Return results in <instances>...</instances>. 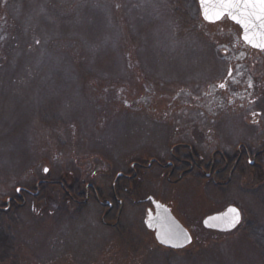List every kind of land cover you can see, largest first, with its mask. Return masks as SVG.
Returning <instances> with one entry per match:
<instances>
[{
    "label": "rangeland",
    "instance_id": "rangeland-1",
    "mask_svg": "<svg viewBox=\"0 0 264 264\" xmlns=\"http://www.w3.org/2000/svg\"><path fill=\"white\" fill-rule=\"evenodd\" d=\"M241 34L198 0H0V264H264V52ZM244 151L228 180L198 167ZM151 197L189 247L157 243ZM231 205L236 230L204 228Z\"/></svg>",
    "mask_w": 264,
    "mask_h": 264
},
{
    "label": "snow or ice",
    "instance_id": "snow-or-ice-1",
    "mask_svg": "<svg viewBox=\"0 0 264 264\" xmlns=\"http://www.w3.org/2000/svg\"><path fill=\"white\" fill-rule=\"evenodd\" d=\"M199 6L206 22L217 23L227 18L242 30V39L247 45L264 51V0H199ZM36 43L38 44L39 41L37 40ZM227 76L232 77L231 69L228 70ZM251 86L249 83V87ZM214 87L225 89L226 82ZM261 114L252 113L254 117ZM43 171L47 174L49 169L44 168ZM17 191L19 192L20 189L18 188ZM240 218L239 210L230 207L224 217H216L215 219H223L230 227H235L240 222ZM167 235L178 238L182 234L170 229ZM161 242L167 243L168 241L162 239ZM170 246L182 247L183 245L171 244Z\"/></svg>",
    "mask_w": 264,
    "mask_h": 264
},
{
    "label": "water",
    "instance_id": "water-1",
    "mask_svg": "<svg viewBox=\"0 0 264 264\" xmlns=\"http://www.w3.org/2000/svg\"><path fill=\"white\" fill-rule=\"evenodd\" d=\"M198 5H199V0H198ZM199 8H200V6H199ZM200 12H201V10H200ZM201 17H202L203 21L206 22L203 18L202 12H201ZM221 21H218L217 23H219ZM229 21H231V20H229ZM206 23L207 24H217V23H208V22H206ZM241 38H242V35H241ZM242 41L244 42L243 39H242ZM247 46H249V45H247ZM249 47L252 48L251 46H249ZM252 49L259 51L255 48H252ZM260 52H263V51H260ZM151 201H152L154 210L148 211L146 226L150 231L155 233V237H156L157 242L161 246H163L167 249H172V250H183V249L189 247L194 241V238H193L191 232L174 216L170 207H168L167 205H164L160 201L155 200L154 198H151ZM157 205H159V207H157ZM230 207L237 208L240 212V217H241L240 222L235 227H230L226 222H224L223 219H215L216 217H224ZM149 213H151V215H149ZM242 219H243V216H242L241 210L238 207L231 205L224 212L215 213V214H212V215L206 217L203 220V226L207 230L217 231L219 233H230V232H233L234 230H236L240 226V224L242 223ZM170 229L176 230L179 233H181L182 235H180L178 238L169 237L167 234H168ZM162 239L166 240L168 242L162 243L161 242ZM171 244H178V245L182 244L183 246L182 247H171L170 246Z\"/></svg>",
    "mask_w": 264,
    "mask_h": 264
},
{
    "label": "flooded vegetation",
    "instance_id": "flooded-vegetation-1",
    "mask_svg": "<svg viewBox=\"0 0 264 264\" xmlns=\"http://www.w3.org/2000/svg\"><path fill=\"white\" fill-rule=\"evenodd\" d=\"M253 124H255V122L253 123ZM191 154V153H190ZM190 156H192V154L190 155ZM219 156H220V158L222 159L221 160V164L224 162V166L222 167L221 166V164L220 163H218V164H220V165H218V167H220L219 169H217V166L215 165V163H212V164H210L211 165V167H210V169H211V171H210V174H207L206 172H205V170H204V168L202 167V165L200 164H198L199 166L198 167H200L201 169H202V172L205 174V175H207L208 177H210L211 175H214L215 177H216V175L218 176V175H220V176H222L221 174H223L224 172H225V170L229 167V163L231 162V160H235V163L234 164H236L234 167H232L231 169H230V174L232 175V173H237V172H239L238 171V167L240 166V162L242 161V157H244V158H246V160H248V159H251V160H249L248 161V163H250L251 165H253L254 164V162L252 161V158H250V154L249 153H247V151H244V152H240V153H238V155L236 154L235 156H233V157H227L226 155L224 156V155H221V154H219ZM256 156H257V154H256ZM256 156H254L255 158H256ZM177 161H181L180 159H178ZM181 162H183V163H187L186 162V160H182ZM183 163H180L181 165H180V167H172V172H173V174L175 175L176 174V172L178 171V173H179V177H181L183 174H184V172L186 171L185 170V168H183L184 167V165H183ZM168 165H170V163H168ZM172 165V164H171ZM183 165V166H182ZM209 167V166H208ZM183 168V169H182ZM213 173V174H212ZM240 173V172H239ZM198 176H199V174H198ZM220 176H218V177H220ZM126 177H130V176H126ZM175 177H177V176H175ZM216 179V178H215ZM218 179H222L221 177L220 178H218ZM170 180H171V182H175V181H177V179L176 178H174V179H172V178H170ZM213 180H214V178H213ZM215 181V180H214ZM224 183V182H223ZM22 191V190H21ZM21 191H19V193L15 196V199H10L9 200V202H7V206H6V208H4V209H2L4 212H6V213H8V211L10 210V208H11V206H16V205H19V202L20 201H23V202H25V199L24 198H22V196L20 195L22 192ZM151 202V201H150ZM151 205H152V202H151ZM104 206H106L107 208H109L110 210H113L114 209V206H113V203L112 202H107ZM153 206V205H152ZM149 210H154L153 208H149L147 211H149ZM223 212V211H222ZM212 215V214H211ZM209 216V215H208ZM209 231V230H208Z\"/></svg>",
    "mask_w": 264,
    "mask_h": 264
},
{
    "label": "trees",
    "instance_id": "trees-1",
    "mask_svg": "<svg viewBox=\"0 0 264 264\" xmlns=\"http://www.w3.org/2000/svg\"><path fill=\"white\" fill-rule=\"evenodd\" d=\"M194 155H192V156H190V158L189 159H194V157H193ZM235 163V160H231V162L229 163L230 165H229V167L227 168V170H225V172L222 174V176H220L222 179L221 180H228L229 179V175H228V171H229V173H230V169L232 168V167H234L236 164H234ZM243 165H244V167H243ZM221 166L223 167L224 166V162L221 164ZM209 167H211V165L209 166ZM238 169V171L241 173L242 171H243V169H245V164L243 163V159H242V161L240 162V166L237 168ZM177 175L179 176V173H177ZM178 176L176 177V179L178 178ZM219 177V178H220ZM114 191H115V195H114V200L112 201V203H113V206H114V209H113V211H112V214L110 213V215H112V217H111V219H113V217H115V215H116V213L119 211V209H120V204H119V202H117V200L116 199H118V191H117V188H115L114 189ZM93 193H94V195H95V197L96 198H98V200H101L102 198H100V197H102V195H101V193H99V194H97L96 192H94L93 191ZM5 214V213H4ZM6 214H8V213H6ZM208 232V231H207ZM257 233V232H256ZM251 235H252V238L256 241V243H258V240H260L259 241V243L258 244H260V246H261V248H264V236H261L260 234H254V231H252L251 232ZM5 246V248H6V253H7V256L4 258V259H6L7 257H9L10 256V254H11V249H12V242H11V240H9V242L7 241L6 242V244L4 245Z\"/></svg>",
    "mask_w": 264,
    "mask_h": 264
}]
</instances>
